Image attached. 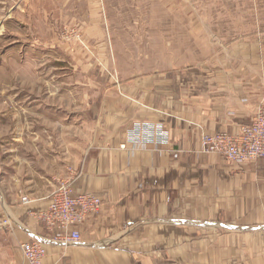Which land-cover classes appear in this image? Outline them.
<instances>
[{
	"label": "crops",
	"instance_id": "0c3cea01",
	"mask_svg": "<svg viewBox=\"0 0 264 264\" xmlns=\"http://www.w3.org/2000/svg\"><path fill=\"white\" fill-rule=\"evenodd\" d=\"M35 3L13 0L15 22L29 29L30 46L21 42L22 50L34 48ZM79 8L76 14L86 13ZM210 41L213 65L141 70L100 91L87 109L91 135L71 174L60 171L49 187L21 194L8 195L0 180L5 227L16 238L11 264H24L18 246L29 241L47 247L43 264H226L238 235L264 240V159L237 165L201 148L203 134L237 133L251 123L264 94V31ZM141 121L164 125L170 143L127 145V130ZM69 175L76 194L93 193L103 206L80 227L81 243L64 247L37 215Z\"/></svg>",
	"mask_w": 264,
	"mask_h": 264
},
{
	"label": "rangeland",
	"instance_id": "374dc122",
	"mask_svg": "<svg viewBox=\"0 0 264 264\" xmlns=\"http://www.w3.org/2000/svg\"><path fill=\"white\" fill-rule=\"evenodd\" d=\"M78 1L36 0L34 48L22 50L29 29L15 22L13 0H0V180L8 195L73 172L91 135L87 109L114 81L213 65V35L231 41L264 31V0H84L86 13L76 14ZM2 206L0 198V264H11L16 238ZM238 239L226 264H264L259 234Z\"/></svg>",
	"mask_w": 264,
	"mask_h": 264
},
{
	"label": "built area",
	"instance_id": "2783aa9c",
	"mask_svg": "<svg viewBox=\"0 0 264 264\" xmlns=\"http://www.w3.org/2000/svg\"><path fill=\"white\" fill-rule=\"evenodd\" d=\"M202 152L221 156L228 163L244 165L264 159V94L250 124L240 126L237 133L219 132L201 136ZM127 145L145 148L170 143L169 132L160 123L139 122L126 133ZM127 145H123L125 149ZM49 197L48 209L37 215L47 231L55 234L54 241L64 247L78 246L82 241L80 227L93 214H98L103 200L90 192L76 194L71 181L59 183ZM24 204L30 203L27 198ZM24 264H43L47 247L37 241L20 243Z\"/></svg>",
	"mask_w": 264,
	"mask_h": 264
},
{
	"label": "bare ground",
	"instance_id": "6f19581e",
	"mask_svg": "<svg viewBox=\"0 0 264 264\" xmlns=\"http://www.w3.org/2000/svg\"><path fill=\"white\" fill-rule=\"evenodd\" d=\"M8 224V223H7Z\"/></svg>",
	"mask_w": 264,
	"mask_h": 264
}]
</instances>
